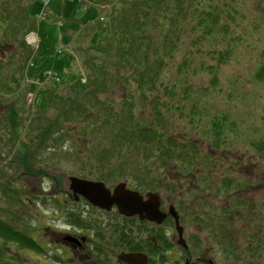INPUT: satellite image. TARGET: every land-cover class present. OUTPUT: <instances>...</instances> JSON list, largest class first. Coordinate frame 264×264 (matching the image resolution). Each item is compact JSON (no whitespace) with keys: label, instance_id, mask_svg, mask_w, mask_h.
<instances>
[{"label":"trees","instance_id":"1","mask_svg":"<svg viewBox=\"0 0 264 264\" xmlns=\"http://www.w3.org/2000/svg\"><path fill=\"white\" fill-rule=\"evenodd\" d=\"M238 1L243 4L247 2H65L69 10L62 15L64 21L59 25L61 41L65 43L72 38L68 31L77 30L72 27V22L81 21L76 16L77 10L83 5L87 11L90 8L97 10V15L92 17L95 29L92 30L90 45L80 47L82 69L73 75L69 67L66 70L48 69L56 53L55 47L48 46L46 35L37 30L36 19L30 13V0H0V49L10 45V77H5L0 83V100L4 103L9 101L4 114H0V121L9 124L10 128H0V145L10 143L16 146L12 161L27 178L37 174L42 176L35 158L42 149L45 150L48 142L51 150L70 151L71 156L79 162H85L87 165L82 167L81 172L84 178L106 182L124 179L121 181H125L127 186L129 182L132 186L129 188L140 192H172L177 182L186 180L189 173H194L190 179L196 181L197 187L206 190V197L214 194L227 196L228 200L236 199L233 204L228 201L221 206L220 219L217 216L212 218V224L218 230L221 222L230 218L234 208L243 210L239 199H243L245 210L250 208V214H261L260 203L250 204L234 193L242 186L251 188L254 182L244 172L246 168L243 164L247 163L240 159L241 156L232 158L230 155L238 151V123L235 119H229L226 112L229 106L226 105L215 107L216 112H212V109L202 117L210 102L205 96L197 101L192 83L202 69L216 70L213 66L218 67L220 62H226L232 55V51L227 49L229 55L219 52L215 56L207 50L204 42L218 32H221V40L230 38L232 23L245 17L241 14L245 10ZM30 33H35L38 38L35 46L26 39ZM236 40L239 39L236 37ZM261 53L263 61L255 78L264 81V50ZM59 54L66 55L64 52ZM71 54L72 65L73 62L77 63L78 57L74 52ZM195 63L199 67L192 66ZM27 80L31 82L29 85L34 92L27 85ZM45 81L52 84L42 88L39 84ZM29 90L35 93L33 102L36 110L32 108V112L28 111L30 104L24 99ZM118 90L122 97L116 100L111 94ZM204 90L209 92L207 88ZM140 103L143 108H139ZM140 109H143V119H140ZM32 114L35 116L32 119L34 123L26 127L25 123ZM23 126L24 132L21 131ZM95 128L99 129V133L90 135ZM255 130L256 134L247 140L245 150L250 151V163H256L257 169L264 173V134L257 127ZM175 134L182 135L183 139L177 140ZM200 139L209 141L207 148L199 145ZM225 163L228 165L224 166ZM238 166L244 168L242 173L235 174ZM220 172L223 174L214 175ZM173 173L177 175L173 177ZM3 185L5 190L12 187L10 184ZM55 186L59 185L55 183ZM57 196L54 195V199L61 204ZM17 199L24 202V197L19 199L17 195ZM6 202V207L0 206V239L14 242L16 247L40 250L28 227H18L19 213L10 210V202L13 201ZM87 204L93 206L89 202ZM92 208L104 210L96 206ZM70 212L73 223L86 228L90 224L100 225L96 219L91 221L81 216L74 217L75 211L68 214ZM123 218L136 220L134 216ZM10 219L11 223L7 221ZM171 225L172 218L169 217L157 229L151 226V236L139 241L132 229L129 235L119 224L115 225V230L111 229L110 236H105L100 230L97 237L101 244L95 247L98 251L95 258L102 257V261L106 262L107 246L114 251H141L166 258L165 249L170 248L172 243L165 242L169 237L165 229Z\"/></svg>","mask_w":264,"mask_h":264},{"label":"rangeland","instance_id":"2","mask_svg":"<svg viewBox=\"0 0 264 264\" xmlns=\"http://www.w3.org/2000/svg\"><path fill=\"white\" fill-rule=\"evenodd\" d=\"M44 2L45 0H30V13L36 19L37 30L46 35L48 46L59 47L60 50L58 52L66 53L64 56L58 52L55 53L48 64V69L66 70L69 67L71 68L70 72L75 75L82 69L80 47L90 45L92 30L95 29L92 17L97 15V10L90 8L87 11L85 5L77 10L76 16L81 21L80 23H77V21L72 22V27L77 30L68 31L72 38L69 43H65L61 41L60 35L62 31H60L58 23L59 21H64L62 15H66L69 10V5L65 7V2L68 4L70 0H48L46 7H44ZM238 3L245 10V12L241 11V14H244L245 17L232 23L230 38L223 41L221 40V32H218L211 35L210 40L204 42L207 50L215 56L219 52L229 55L230 53L227 49L232 51V55L230 54V58L226 62L225 60L220 62L218 67L213 66L216 70L211 68L202 69L193 78L192 83L195 86L197 101L199 102L202 96H205L210 102L209 108L202 113V117L212 109V112H216L215 107L229 106L226 112L229 115V119L236 120L238 132L240 133V137L236 141L239 143L238 151L236 153L231 152L230 155L232 158L237 155V157L241 156L240 159L247 163L243 164L246 168L244 172H247L248 176L254 180L251 188L242 186L240 190L236 189L234 193L244 197L250 204L260 203L259 207L262 213L250 214V208L245 210L243 199H239L243 205V210L240 211L234 208L229 215L230 218H225L221 222V228L218 230L212 224V218L216 216L219 218L222 210L221 206L228 201L233 204L236 199L230 198L231 200H228L227 196H215L214 194L206 197V190L197 187L196 181L190 179L195 175L194 173H189L186 180L177 182V187L172 189V192L170 190H160L158 193H160L161 208L163 210H167L170 203L175 205L180 214L181 222L185 227L184 237L187 235L190 238V235H193L195 253H211L217 264H258L257 262L264 264V173L257 169L259 167L256 163H250V151L245 150L247 140L256 134V127L264 134V81H259L255 78L257 69L263 61V55L260 52L264 50V0H247L245 4L242 1H238ZM86 28H90V30ZM236 37L239 40L235 41ZM73 52L76 53L78 60L77 63L73 62L71 65V53ZM9 57L10 45L7 44L0 49V83L5 77H10ZM192 66L197 67L198 63ZM214 77L216 80H213ZM29 83L31 82L27 80L28 86H30ZM51 84V82L45 81L39 85L44 88L45 86L49 87ZM30 88L34 92L32 86ZM205 88L209 92H205ZM0 91H2L1 87ZM34 94L30 91L27 96H24V99L26 98L27 103L30 104L28 105V111L31 112L33 109L36 110L33 102ZM31 95H33V100ZM111 97L118 100L122 97V93L118 90L113 92ZM6 104H9V101L4 103L0 100L1 115L4 114ZM139 108H143L141 103ZM140 111L142 113L140 119H143V109H140ZM4 116L6 117V114ZM259 116H263V118ZM34 117L32 114L27 119L26 127L32 126ZM98 119L100 120L101 118ZM24 126L21 129L23 132ZM5 127L10 128L9 124L0 121V128ZM92 130L94 132L91 131L90 135L99 133L97 128ZM250 130H252L251 133H249ZM253 130H255V133ZM36 133L38 136L40 135L39 131ZM174 137L177 140L183 139V136L179 134H175ZM198 143L201 147L207 148L209 141L200 139ZM66 144L70 145V143ZM14 147L16 146H12L10 143L7 146L0 145V206L6 207L8 205L6 201H13L10 202L14 204L13 206L10 204V210L15 214L19 213L20 219L17 220L19 228L30 227L33 229L39 227L41 229L40 232L44 233H49V229L60 230L67 227L69 222L73 220L71 216L69 217L68 212L75 211L74 217L81 216L91 221L96 219L100 223L99 226L90 224L92 231H85L87 235L92 234L95 236L98 245L101 243L97 233L101 230L105 236H110L112 234L111 229L115 230L117 227L115 225L117 224L123 226L129 235H131L132 229L137 235L136 240L138 241L151 236V224L149 222L139 223L140 220L131 221L125 219L117 212L115 207L110 211H104L92 208L93 206L91 207L87 204L86 200H81L78 203L73 201L72 196L69 195L68 177L70 175L83 177L81 175V172H83L82 167L87 164L79 162L71 156L70 151L64 149H58V152L54 151V149L51 150V145L48 142L44 148L45 150L42 149L35 158L36 167L41 169L40 174L42 176L37 174L35 177L28 176L29 178H27L21 168L16 167V163L12 161L16 155ZM79 152L83 153L81 150ZM226 165L228 163L224 164V166ZM243 166H238L235 169V174L242 173ZM222 174L220 172L214 175ZM176 175V173L172 174L173 177ZM22 178L24 179L22 180L23 186ZM120 180L124 179L104 182L112 188ZM55 183L59 186H55ZM3 184H10L12 187L5 190ZM128 186L132 188L129 182ZM10 190H12V193ZM56 194L61 204L54 199ZM17 195L19 199L24 197L23 203L17 199ZM66 199L68 201L65 203ZM0 214H2L1 207ZM7 221L11 223V219ZM165 230L169 235H172V225ZM222 230H225L227 239H223ZM174 234L177 235L176 231H174ZM52 236V239L56 237V235ZM36 237L43 245L42 250H34L22 246L16 247L14 242L0 241V264H69L70 261L68 259L71 255V250H66L65 247H58L60 244H53L51 241L37 235ZM195 237L200 239L198 238L197 241ZM107 248L114 250L109 246ZM118 253L119 251H116V254ZM61 257H68V259L62 261ZM164 258H161V264H172V250L167 251V257Z\"/></svg>","mask_w":264,"mask_h":264},{"label":"flooded vegetation","instance_id":"3","mask_svg":"<svg viewBox=\"0 0 264 264\" xmlns=\"http://www.w3.org/2000/svg\"><path fill=\"white\" fill-rule=\"evenodd\" d=\"M69 195L72 196L73 201L75 203H78L81 200H85L82 196H80L78 199H75V196L71 194ZM134 217L136 218V220H139L138 216L135 215ZM169 217L170 216H167L165 220H167ZM147 222H149L151 226L155 227L156 229L159 226L154 222L151 221H147ZM179 222L183 226V239L180 240L178 232L175 228V221L172 217V235H169V237L165 240V242L170 241L172 243V246L170 248L165 249L167 251L172 250V264H217L216 259L213 258L214 256L211 255V253H206V254L195 253L196 249H194L193 246V241H194L193 235L191 234L190 238H188L187 235L184 237L185 227L181 222V217H179ZM38 228L31 229L30 227H28L30 232L29 234L32 236L33 240L37 242L38 248L42 250L43 245L38 241V237H36V235L45 238L48 241H51L53 244H60V246L58 247L61 248L65 247L66 250H71L70 252L71 255L69 259L68 257L61 258L63 260L68 259L70 261L69 264H73V263L74 264H128L127 262L119 260L118 254H116V251L112 249L105 250L107 255L104 257V260H106V262L102 261L103 260L102 257L96 259L95 255H98V251L95 249V247L98 246L97 240L95 239L94 235L92 234L87 235L85 233V231L91 232L92 231L91 227L86 228L78 225L77 223H73L72 221H70L67 227L60 230L49 229L50 231L49 233L40 232L41 229ZM174 231H176L177 235L174 234ZM50 234L56 235V237L52 239L51 237L53 236ZM221 235L223 236V239H227V237H225V230H222ZM70 236L72 237L71 239H69ZM198 238L199 237H195L197 241ZM78 239L81 242H79ZM152 239L154 240L155 237L152 236ZM0 241L3 242L2 239H0ZM164 245L165 244L163 243L162 246ZM27 248H31V247H27ZM147 248L148 246L146 247V249ZM31 249L37 250V248H31ZM145 253L147 254L148 257L147 259L148 263L161 264L160 261L162 260L158 254H150L148 252ZM257 263L261 264V262H257Z\"/></svg>","mask_w":264,"mask_h":264},{"label":"water","instance_id":"4","mask_svg":"<svg viewBox=\"0 0 264 264\" xmlns=\"http://www.w3.org/2000/svg\"><path fill=\"white\" fill-rule=\"evenodd\" d=\"M68 181L69 190L75 199L82 196L93 206L101 209L111 210L113 206H116L117 211L123 216L136 215L140 220L146 219L157 224L163 223L167 216L173 217L179 238L183 239V226L179 222L178 211L173 204H170L167 210H162L161 197L158 192L141 193L129 188L125 181L117 183L110 189L102 180L77 175H70ZM71 238L70 236L69 239ZM78 241L81 242L79 239ZM118 259L128 264H149L148 257L143 252L123 251L118 255Z\"/></svg>","mask_w":264,"mask_h":264},{"label":"bare ground","instance_id":"5","mask_svg":"<svg viewBox=\"0 0 264 264\" xmlns=\"http://www.w3.org/2000/svg\"><path fill=\"white\" fill-rule=\"evenodd\" d=\"M47 5H48V0H46V2H45V7H46ZM45 16H46V13H45ZM61 23H62V22L59 21L58 26L61 25ZM59 27H60V26H59ZM60 38H61V35H60ZM59 50H60L59 47H55V51H56V53H57ZM58 53H59V52H58ZM119 182H121V180H120ZM119 182H117V183H119ZM117 183H116V184H117ZM116 184H115V185H116ZM115 185H114V186H115ZM149 264H150V263H149Z\"/></svg>","mask_w":264,"mask_h":264},{"label":"built area","instance_id":"6","mask_svg":"<svg viewBox=\"0 0 264 264\" xmlns=\"http://www.w3.org/2000/svg\"><path fill=\"white\" fill-rule=\"evenodd\" d=\"M33 40L35 41V39L33 38ZM33 40H31V41H33Z\"/></svg>","mask_w":264,"mask_h":264}]
</instances>
